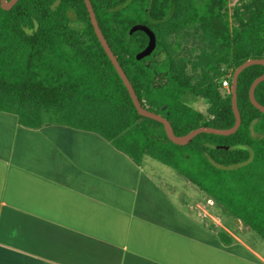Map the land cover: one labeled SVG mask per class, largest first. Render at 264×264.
<instances>
[{
	"label": "trees",
	"instance_id": "16d2710c",
	"mask_svg": "<svg viewBox=\"0 0 264 264\" xmlns=\"http://www.w3.org/2000/svg\"><path fill=\"white\" fill-rule=\"evenodd\" d=\"M100 28L141 101L162 114L177 135L200 126L235 123V69L264 58V0H91ZM136 23L156 35L130 32ZM159 53L164 58L155 60ZM263 64L244 68L237 83L241 124L228 135L201 132L186 144L170 140L164 124L141 115L99 40L84 0H0V111L20 125H68L98 133L141 164L152 157L174 168L264 239V112L249 89ZM228 79L230 88L222 82ZM207 101L206 112L188 96ZM264 105V80L255 88ZM251 161L236 168L225 165ZM225 245L235 238L218 231Z\"/></svg>",
	"mask_w": 264,
	"mask_h": 264
},
{
	"label": "crops",
	"instance_id": "0c3cea01",
	"mask_svg": "<svg viewBox=\"0 0 264 264\" xmlns=\"http://www.w3.org/2000/svg\"><path fill=\"white\" fill-rule=\"evenodd\" d=\"M147 161L96 132L0 111V264H264L249 226Z\"/></svg>",
	"mask_w": 264,
	"mask_h": 264
},
{
	"label": "water",
	"instance_id": "95a60500",
	"mask_svg": "<svg viewBox=\"0 0 264 264\" xmlns=\"http://www.w3.org/2000/svg\"><path fill=\"white\" fill-rule=\"evenodd\" d=\"M17 1L18 0H1V6L5 9H9ZM84 1L86 3L87 8H88L90 18H91V22L94 26L95 32H96L99 40L101 41L102 46L104 47L105 51L107 52L110 60L112 61L114 67L116 68V70L119 73L120 77L122 78L124 84L126 85L138 112L143 116L150 117V118H153L155 120L162 122L164 124V128H165V131L167 133V136L170 140H172L174 143L183 145V144H186L189 141H191L197 134H199L201 132H209V133L228 135V134L235 132L238 129V127L241 124V113L239 111L238 101H237L238 76H239L240 72L244 68L248 67L249 65H252V64H263L264 65V58H250V59L244 61L242 64H240L234 71V74L232 77V84H231L232 107H233V111L235 114V123L233 126H231L229 128H217V127H213V126H200L198 128L192 129L191 131H189L186 134L177 135V134H175V132L172 128L171 122L166 117H164L162 114L153 112V111L149 110L148 108H146L142 105V103L139 100V97H138V95H137V93L133 87V84L131 83L129 77L127 76L123 67L119 63L117 56L114 54L111 46L109 45L107 39L105 38V36H104V34L100 28V25L98 23L97 16H96L92 1L91 0H84ZM136 30H143L149 36V42H148L147 46L143 50L138 52L136 55L137 59H141L145 56L150 55L154 51V49L156 48V45H157L156 35H155L154 31L149 26H147L146 24H143V23L134 24L131 27L130 32L133 33ZM262 80H264V72L261 75H259L258 77H256L254 79V81L252 82L250 89H249V97H250L251 102L259 110L264 112V105L261 104L256 99V96H255V88L258 85V83L261 82ZM253 156H254V151L251 150L250 157L244 162L229 164V165H225L222 163H216V165L219 167H222V168H226V169L236 168L238 166H241V165L246 164L249 161H251L253 159Z\"/></svg>",
	"mask_w": 264,
	"mask_h": 264
},
{
	"label": "rangeland",
	"instance_id": "374dc122",
	"mask_svg": "<svg viewBox=\"0 0 264 264\" xmlns=\"http://www.w3.org/2000/svg\"><path fill=\"white\" fill-rule=\"evenodd\" d=\"M238 0H229V6H233ZM164 58L163 53H159L155 56V60H160ZM224 88V87H223ZM224 90H228V88H224ZM188 103L203 111L206 112L208 103L206 100L200 97H195V96H188ZM147 162L149 165H152L155 167L156 170L161 172V174L166 178L167 182L169 185H173L180 190L183 191L185 196H189V198L193 195H202L203 191L200 190L197 186L194 184L190 183L186 177L181 175L178 171H176L174 168L167 166L158 160L152 158V157H147ZM222 209L224 210L225 213L230 214L231 216H234L225 206L221 205ZM247 236L256 243L259 247H261L264 251V239L261 238L255 231H253L251 228L248 229Z\"/></svg>",
	"mask_w": 264,
	"mask_h": 264
},
{
	"label": "built area",
	"instance_id": "2783aa9c",
	"mask_svg": "<svg viewBox=\"0 0 264 264\" xmlns=\"http://www.w3.org/2000/svg\"><path fill=\"white\" fill-rule=\"evenodd\" d=\"M222 85L224 88H230V83L228 79L223 80ZM209 202L213 203V201L210 199Z\"/></svg>",
	"mask_w": 264,
	"mask_h": 264
}]
</instances>
